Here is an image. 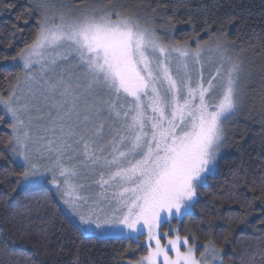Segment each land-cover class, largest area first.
Wrapping results in <instances>:
<instances>
[{"label":"snow or ice","instance_id":"1","mask_svg":"<svg viewBox=\"0 0 264 264\" xmlns=\"http://www.w3.org/2000/svg\"><path fill=\"white\" fill-rule=\"evenodd\" d=\"M205 51L209 62L216 57L215 74L194 80L190 64H201ZM17 61L24 78L0 105L23 161L18 183L40 186L51 176L81 235L146 233L148 254L136 264H223L211 242L197 258L187 237L161 244L168 234L159 230L191 214L239 108L244 68L227 48L166 46L116 5L85 6L77 15L45 10L35 38L10 63ZM96 176L98 197L82 195L88 185L79 181Z\"/></svg>","mask_w":264,"mask_h":264},{"label":"trees","instance_id":"2","mask_svg":"<svg viewBox=\"0 0 264 264\" xmlns=\"http://www.w3.org/2000/svg\"><path fill=\"white\" fill-rule=\"evenodd\" d=\"M52 3L69 10L116 5L165 43L192 50L220 43L243 57L246 102L226 125L227 154L191 214L165 223L162 233L174 230L199 251L211 242L225 264H264V0H0V97L21 80L23 67L10 62L35 38ZM11 136L0 108V264H124L147 254L145 236L81 235L48 182L18 183L24 168L11 153Z\"/></svg>","mask_w":264,"mask_h":264},{"label":"rangeland","instance_id":"3","mask_svg":"<svg viewBox=\"0 0 264 264\" xmlns=\"http://www.w3.org/2000/svg\"><path fill=\"white\" fill-rule=\"evenodd\" d=\"M52 4H53V7H50V14L59 15L60 12H62V11H64V12L69 11V9H67V8H63V6H58L56 3H52ZM83 9H84V7H81V8L71 9L70 11H71V14H72V15H77V14H78L80 11H82ZM161 41H162V40H161ZM162 43H163L164 45H166V46L177 45V44L173 43L172 41H170V42H166V43H165L164 41H162ZM217 44H220V43H217ZM217 44H216V43H215V44H205V45H203L202 48H204L205 50H207V49H209V48H214ZM220 45H222L224 48H227V47L224 46L223 44H220ZM177 46H181V45H177ZM181 47H185V46H181ZM227 49H228V54L231 55L234 59H238V60L241 62L243 68H244V72L242 73L241 80H240V85H239V86H240L241 96H240V105H239V108H238V110H237V112H238L239 109L242 107V104H245V102H246L247 81H248L247 79H248V75H249V73H248V70H249V69H248L247 64H246L245 60L243 59V57L240 56V54H239L236 50H234V49H230V48H227ZM210 55H211V54H210L209 52H207V51L204 52V54H203V56H202V59H201V64L203 65L202 68H201V64H196V65H192V64H190V72H191V74H192L194 80H195V79H198L199 73H200L201 71H203L204 77H205L206 79L209 78L211 75L215 74L216 66H217V64H216V62H215V61H216V57H215V56H212V61H213V62H209V56H210ZM72 62H73V61H71V60L69 61V63H72ZM18 64H20V65L23 67V62H22V61H18ZM64 66H65V65H63V64L61 65V67H64ZM36 70L38 71V66L36 67ZM24 72H25V69H24V67H23V72H22L21 80H23V78H24ZM16 85H17V84H16ZM15 87H16V86H15ZM15 87H14V88H15ZM10 93H11V91H10ZM9 95H10V94H9ZM0 98L7 99L8 97H6V98H4V97H0ZM0 108L5 112L7 118H8L9 121L11 122V124H13V120L11 119V114H10V113H7V111H6V109L3 107V105H0ZM237 112H236V113H237ZM33 115H36V113H33ZM233 116H234V115H233ZM229 120H230V119H229ZM229 120L225 123V126H224V127H225L226 141H225V145L221 148V151H220V153H219V156H218V159H217V162H216V168H215V170H214L211 174L208 175L207 180H206V182L203 184V186L208 182L209 177H211V176L217 171L220 161H221V160L226 156V154H227L226 148H227V140H228V130H227V128H226V125H227V123L229 122ZM117 126H118V125H117ZM106 138L110 139V137H106ZM10 148H11V153H12L13 157L15 158V160H16L19 164L22 165V163H23L22 159L18 156V154H17L16 152H14V151L12 150V147H11V146H10ZM109 158H111V157H109ZM95 179H98V176H96V177H89L87 180H80V181H79L80 183H85L86 185H88V187H86L85 192L81 193L82 195H91V196H93V197H98V194L101 192V189H100L99 187H97V186L94 184V180H95ZM46 182H48L49 186L55 191V193H56V198H57V200L59 201V204L62 206V208H63L64 210H66L67 213L69 214V216L75 221V223H77V219H76V217L72 215V213L70 212V210L68 209V207L64 204L63 200L61 199V193L58 192L57 189H56V187H55V185H53V184L51 183V176H49V178H48V180H47ZM24 186H27V185H24ZM203 186H199V187H198V190H197L198 194H197L196 201H197V199H198L199 190H200V188L203 187ZM113 191H114V189H109L106 195H108V196L110 197ZM196 201H195V203H196ZM195 203H194V206H195ZM194 206L192 207L191 212L193 211ZM184 216H185V215H183V216H181V217H171V218H169V219L167 220L166 223H169V222L171 223V222L173 221V219H178V220H180V219H182ZM164 224H165V223H164ZM164 224H163V225H164ZM163 225H162V227H163ZM162 227H161L160 230H159L161 233H162ZM172 232L174 233L173 236H172V235H169V233H168V236H167V237L161 235V244H166L168 238H172V239H174L177 235H179L178 232H176V231H174V230H172ZM141 236H145L143 242H144L145 247H146L147 250H148V247H147L148 241H147V234H146V233L143 234V235H139V236L133 235L131 238H128L126 234H122V233H120V232H112V233H108V234H106V235L100 236L99 238H100V239H104V238H118V237L120 238V237H122V238H128V239H132V240H134V241H136V242H139L138 240L140 239ZM179 236H180V235H179ZM181 240H183V238H181ZM188 243H189V245H195V247H196V256H197V258H199V257H200V253L203 252L204 249H202L201 251H199V246H198L197 244H193V243H191L189 240H188ZM152 245H153V247L155 246V242H154V241L152 242ZM180 250H181V251H185V250H186V247H185L183 244H181V248H180ZM147 254H148V251H147ZM147 254H146V255H147ZM146 255H140V256H139L138 258H136V259H126V260L123 261V263H124V264H136V262H137L141 257L146 256ZM169 256H171V257L174 258L175 253L172 252V251H169ZM223 264H225L224 261H223Z\"/></svg>","mask_w":264,"mask_h":264}]
</instances>
